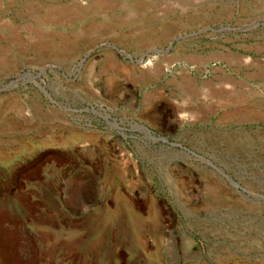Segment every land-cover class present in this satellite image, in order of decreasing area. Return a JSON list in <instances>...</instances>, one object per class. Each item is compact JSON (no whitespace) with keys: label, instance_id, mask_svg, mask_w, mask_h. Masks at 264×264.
<instances>
[{"label":"rangeland","instance_id":"rangeland-1","mask_svg":"<svg viewBox=\"0 0 264 264\" xmlns=\"http://www.w3.org/2000/svg\"><path fill=\"white\" fill-rule=\"evenodd\" d=\"M0 264H264V0H0Z\"/></svg>","mask_w":264,"mask_h":264},{"label":"bare ground","instance_id":"bare-ground-1","mask_svg":"<svg viewBox=\"0 0 264 264\" xmlns=\"http://www.w3.org/2000/svg\"><path fill=\"white\" fill-rule=\"evenodd\" d=\"M36 33H37V32H36ZM38 38H39V37H38ZM153 60H154V59H153ZM146 63H147V62H146ZM146 63H145V64H146ZM145 64H144V65H145ZM147 65H149V64H147ZM146 68H147V67H146ZM148 68H149V67H148ZM153 69H154V68H153ZM160 69H161V68H160ZM148 70H149V69H148ZM155 70H156V69H155ZM149 73H150V72H149ZM151 73H152V72H151ZM151 73H150V74H151ZM153 73H155V72H153ZM156 73H157V72H156ZM153 75H154V74H153ZM144 77H146V76L144 75ZM138 78H139V77H138ZM207 89H208V88H207ZM182 106H183V105H182ZM183 107H184V106H183ZM181 115H182V114H181ZM185 115H186V114H185Z\"/></svg>","mask_w":264,"mask_h":264},{"label":"water","instance_id":"water-1","mask_svg":"<svg viewBox=\"0 0 264 264\" xmlns=\"http://www.w3.org/2000/svg\"><path fill=\"white\" fill-rule=\"evenodd\" d=\"M141 61H139V63H140ZM45 94H46V92L42 89V88H40Z\"/></svg>","mask_w":264,"mask_h":264}]
</instances>
